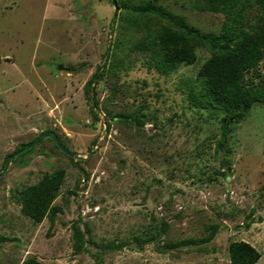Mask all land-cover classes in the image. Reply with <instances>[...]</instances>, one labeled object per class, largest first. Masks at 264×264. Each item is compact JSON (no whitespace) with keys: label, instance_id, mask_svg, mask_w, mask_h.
Returning a JSON list of instances; mask_svg holds the SVG:
<instances>
[{"label":"rangeland","instance_id":"374dc122","mask_svg":"<svg viewBox=\"0 0 264 264\" xmlns=\"http://www.w3.org/2000/svg\"><path fill=\"white\" fill-rule=\"evenodd\" d=\"M147 1L220 32L202 0H0V264H264V104L204 102L205 46L158 70Z\"/></svg>","mask_w":264,"mask_h":264},{"label":"trees","instance_id":"16d2710c","mask_svg":"<svg viewBox=\"0 0 264 264\" xmlns=\"http://www.w3.org/2000/svg\"><path fill=\"white\" fill-rule=\"evenodd\" d=\"M198 4L196 9L224 14L219 33L200 32L188 25L182 17L150 1L143 6H133L132 11L151 14L169 25L158 31L150 42L151 46H158V49H151V54L154 66L160 71H171L183 62L191 63L194 59L193 48L197 45L205 46L209 57L201 65L192 83L199 86L204 102L226 105L225 111L237 118L241 116L240 110H246L250 104H264V72L256 73L254 80L253 75L250 78L244 76L249 70L256 71L258 65L264 62V0H202V4ZM255 13L258 15L254 16ZM47 132L49 138H56L52 132ZM21 147L24 148L19 154L31 149L25 143ZM72 229L77 249H82L81 233L76 227ZM228 253L231 264H253L258 257L255 249L246 242L230 243ZM22 264L39 263L27 259Z\"/></svg>","mask_w":264,"mask_h":264},{"label":"water","instance_id":"95a60500","mask_svg":"<svg viewBox=\"0 0 264 264\" xmlns=\"http://www.w3.org/2000/svg\"><path fill=\"white\" fill-rule=\"evenodd\" d=\"M48 134H49V133L46 132V133H44L43 135H44V136H47ZM43 135H42V136H43ZM40 138H41V137H40ZM40 138H37L35 141H32L31 143L26 144V146H30V145L34 144L35 142H38V141L40 140ZM53 139L56 140V138H54V137H53ZM56 144H57V146L59 147V149H61V150L64 151V152H68V151L64 150V149L59 145L58 142H56ZM23 148H24V147H22L21 150H22ZM17 152H19V150H16V151H15V153H17ZM69 154H70V153H69Z\"/></svg>","mask_w":264,"mask_h":264}]
</instances>
